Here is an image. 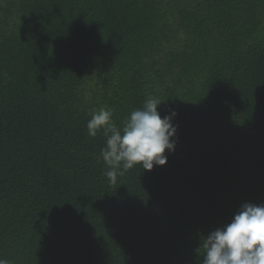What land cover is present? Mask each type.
I'll use <instances>...</instances> for the list:
<instances>
[{"label": "trees", "instance_id": "trees-1", "mask_svg": "<svg viewBox=\"0 0 264 264\" xmlns=\"http://www.w3.org/2000/svg\"><path fill=\"white\" fill-rule=\"evenodd\" d=\"M149 96L175 149L112 183L86 125ZM246 203L264 205V0H0V258L203 264Z\"/></svg>", "mask_w": 264, "mask_h": 264}, {"label": "clouds", "instance_id": "clouds-1", "mask_svg": "<svg viewBox=\"0 0 264 264\" xmlns=\"http://www.w3.org/2000/svg\"><path fill=\"white\" fill-rule=\"evenodd\" d=\"M161 101L147 97L141 108L133 110L118 127L113 110L101 107L93 111L88 121L87 135L95 138L103 132L105 146L99 158L106 165L103 173L115 183L118 176L139 165L146 171L165 166L175 149L176 127L172 118L176 112L161 117ZM203 264H264V205L246 203L230 223L207 235L203 240ZM0 264H11L0 258Z\"/></svg>", "mask_w": 264, "mask_h": 264}]
</instances>
